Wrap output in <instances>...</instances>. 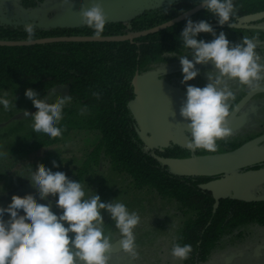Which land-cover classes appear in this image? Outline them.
<instances>
[{
    "label": "trees",
    "instance_id": "1",
    "mask_svg": "<svg viewBox=\"0 0 264 264\" xmlns=\"http://www.w3.org/2000/svg\"><path fill=\"white\" fill-rule=\"evenodd\" d=\"M41 1L20 2L25 9H31ZM198 2L180 0L163 9L146 12L128 24L106 23L103 37H120L153 29L198 7ZM234 3L237 15L233 23L236 26L242 24L243 18L264 12V0H234ZM12 8L18 9L11 6L10 9L0 10V18L13 23L0 22V41H28L24 26L33 21L18 22L7 17L12 14ZM190 19L218 25L213 28L216 34L234 31L227 24L221 27L205 9ZM187 20L134 41L0 47V93L7 91V95L25 97V91L31 88L41 97L55 95L59 98L62 96L57 88L68 87L71 100L64 108V118L59 125L64 129L62 136L49 138L40 133L42 144L53 145L74 132L86 130L98 133L100 138L95 146V157H101L112 171L122 175L129 184L130 192H150L174 203L176 215L181 220L175 243L190 244L193 248L183 264H206L224 238L237 233L242 236L240 231L247 226L264 228V199L219 198L216 206V197L206 184L218 178L181 177L173 174L164 163L224 156L243 143L219 140L218 150L214 153L204 150L193 152L179 144L151 150L141 135L139 123L132 112V105L138 97L137 80L188 54L190 50L182 47L179 37ZM261 22L264 23V20ZM34 31L35 37L31 41L92 37L91 30L86 26L51 30L35 26ZM239 32H255L264 37V30L242 29ZM197 38L206 42L213 39L211 34L206 33ZM94 92L99 93V99L93 96ZM85 106L88 111L82 116L80 110ZM5 201L6 204L1 206L8 205L9 200Z\"/></svg>",
    "mask_w": 264,
    "mask_h": 264
},
{
    "label": "clouds",
    "instance_id": "2",
    "mask_svg": "<svg viewBox=\"0 0 264 264\" xmlns=\"http://www.w3.org/2000/svg\"><path fill=\"white\" fill-rule=\"evenodd\" d=\"M63 2L71 4L70 0ZM196 4L215 17L221 27L225 24L236 27L234 0H199ZM79 14L82 24L91 30L92 38H103L108 17L102 4L93 2L90 7H82ZM34 28L31 23L24 26L28 41L35 37ZM202 33L211 34L213 39L208 42L198 39ZM179 37L182 47L190 50L178 57L181 83L187 85L186 99L180 108V116L188 129L186 147L193 152L214 153L218 150L217 141L232 134L228 119L234 110L230 102L236 99V90L244 86L249 92H255L264 87V57L257 52V38L245 36L233 44L224 32L217 35L206 20L194 22L189 18ZM209 64L213 70L205 73L206 86L189 84L200 75L196 66ZM229 81L236 82L237 89L230 87ZM93 96L99 99L98 92ZM25 97L37 109L31 115L27 111L23 113L31 117L33 131L49 138L61 137L64 129L59 125L71 96L59 97L50 103L48 97L42 98L29 88ZM0 106L5 110L14 106L7 98V91L0 93ZM87 111L85 106L80 115ZM52 166L58 167L55 161ZM28 167L30 178L27 179L37 190L39 200L47 203H37L31 196L13 195L6 207L0 206V264H109L113 240L110 233H105L103 212L110 215L119 231L121 250L135 258L134 229L140 223L136 212H130L118 199L102 202L98 194L90 189L86 192L83 184L70 180L63 172H53L43 166L36 171ZM5 194L0 186V196ZM49 197L57 198L55 204ZM54 207L60 210L59 215L53 211ZM6 214L10 217L8 220L4 219ZM192 252L190 244L174 243L170 254L183 261Z\"/></svg>",
    "mask_w": 264,
    "mask_h": 264
},
{
    "label": "rangeland",
    "instance_id": "3",
    "mask_svg": "<svg viewBox=\"0 0 264 264\" xmlns=\"http://www.w3.org/2000/svg\"><path fill=\"white\" fill-rule=\"evenodd\" d=\"M20 1L0 0V10L10 9L11 6L16 7L18 9L12 8V14L7 17L18 22L32 20L34 26L39 23L54 21L60 17L69 18L75 26H84L79 14L80 10L82 7H90L93 2L102 4L108 17L107 23L128 24L132 19L146 12L163 9L180 0H70L71 4H65L63 0H42L36 8L31 9H25ZM0 22L13 25L6 19L0 18ZM232 29H234V33L232 31H224V33L231 43H239L246 36V33L239 32L242 29ZM261 35L254 32L247 37H255L257 40L261 38L262 41L264 37ZM257 52L264 57V46L258 48ZM196 67L200 75L190 81L189 84L203 88L208 83L205 73L213 69L210 64L197 65ZM157 72H160L172 84L186 89L187 85L181 83L183 77L179 59L165 64ZM140 80L141 78L137 80L138 92L141 89ZM228 83L234 90L237 89V85H234L236 82L229 81ZM244 88L246 89V87L240 86V90H236L235 100L245 94L243 93ZM7 98L14 106H10L7 110L0 106V154H2L0 155V186L6 193L0 196V200H9L7 201L9 204L13 195L31 196L36 199L37 203L46 204L47 201L39 200L37 190L31 186L27 179L30 178L28 166L34 171L43 166L53 172H63L70 180L79 181L83 184L86 192L90 189L98 194L102 202L108 203L118 199L119 202L127 206L130 212H136L140 216V223L134 229L135 258L119 250L111 253L114 254V256H110L114 257L110 258L111 264H183V261L174 259L170 254L181 226V220L176 215L173 202L160 199L150 192H130L126 179L112 171L111 166L101 157H95V146L100 138L98 133L86 130L74 132L61 142L53 145L42 144L40 133L33 131L31 117L23 115L25 111L29 112L35 109L32 102L26 97H21V95H7ZM57 99L59 98L55 95L48 98L50 103H55ZM234 101L230 103L234 105ZM263 108L264 97L251 103L243 111L242 117L234 126L235 129L233 128L235 131H232L228 140L234 144L244 143L250 135H255L259 131L264 132V118H260L258 114ZM134 111H137L136 106H134ZM137 121L141 135L149 149H161L172 144L186 147L188 135L172 125L152 118L137 119ZM241 157L243 154L231 152L224 156L195 159L194 163L209 161L232 165ZM53 161L58 167L53 168ZM164 163L168 169L174 168V165L169 161H164ZM250 174L256 175V179L262 178L264 177V169ZM206 187L212 190L216 198L264 199V180L258 184L253 183V185L243 187L229 185L225 179H218L209 182ZM49 199L55 204L57 198L49 197ZM53 211L57 215L60 214V210L55 207ZM102 217L105 233L112 235L114 246L121 240L119 231L115 228L114 221L107 212H103ZM240 232L242 236L237 233L235 236L224 238L206 264H264V228L247 226Z\"/></svg>",
    "mask_w": 264,
    "mask_h": 264
},
{
    "label": "water",
    "instance_id": "4",
    "mask_svg": "<svg viewBox=\"0 0 264 264\" xmlns=\"http://www.w3.org/2000/svg\"><path fill=\"white\" fill-rule=\"evenodd\" d=\"M113 1H123V0H113ZM204 10V7L199 5L198 7L188 11L187 13L181 15L180 17L165 23L153 29L140 32L133 33L120 37H103L101 39H93L92 37H58V38H50V39H40L35 41H24V42H4L0 41V47H25V46H34V45H43L50 43H80V42H100V43H112V42H126V41H134L136 39L146 37L152 34L159 33L164 31L174 25L181 23L188 18L194 16L195 14ZM264 20V12L257 13L254 15L247 16L242 19V25H238L234 28L237 29H247L249 28V24H255L257 22H261ZM36 27L44 30L51 29H66L71 27H76L72 24V21L67 17H61L54 21H49L45 23H39L35 25ZM212 28H217L218 25H211ZM255 29H262L251 27ZM141 89L138 93V97L133 103V105H138L142 109H144L148 114H150L156 120L172 125L173 127L187 133L188 129L186 123L180 116V108L183 102L186 99V90L181 89L179 87H175L166 81L160 79L159 72H153L141 77L140 80ZM57 91L63 96L67 97L69 95L68 87H59ZM264 94V87L260 90L249 93L235 108L232 112V115L228 119V126L231 127L236 120L237 115L240 111L257 95ZM37 109H33L28 113L34 114ZM136 119H143L137 111H133ZM264 143V135L252 140L242 147H240L236 153L243 154L252 150H255L260 145ZM195 160L192 159H183V160H171L169 163L174 165V168L171 169L173 174L179 175L181 177H203V178H216L226 175H233L236 172L242 171L246 168H249L253 165H257L260 163H264V148H260L254 151V153L244 159L240 160L236 164L226 165L220 164L216 162H201L194 163ZM258 182V178L256 179V175L252 174H244L233 176L226 181L227 184H231L234 186H248L252 185L254 182ZM218 206L219 198H216ZM10 217L6 216L4 219L8 220ZM121 250L120 242L113 246L111 253L117 252Z\"/></svg>",
    "mask_w": 264,
    "mask_h": 264
},
{
    "label": "flooded vegetation",
    "instance_id": "5",
    "mask_svg": "<svg viewBox=\"0 0 264 264\" xmlns=\"http://www.w3.org/2000/svg\"><path fill=\"white\" fill-rule=\"evenodd\" d=\"M242 25V24H241ZM249 28H247V30H253V31H260V30H262V29H255V28H251V27H256V28H262V27H264L263 26V22H257V23H255V24H249V26H248ZM263 31V30H262ZM234 33V32H233ZM252 33V32H251ZM250 33H247V34H245L246 36H248ZM253 34V33H252ZM258 39H260V40H258L259 41V44H258V46H257V49L258 48H262V45L264 46V38H263V40L261 41V38H258ZM157 72V71H156ZM160 73V72H159ZM160 79L161 80H163V81H166L167 83H169V84H171V85H173V86H175V87H179V88H181V89H184V90H186L185 88H183L182 86H178V85H174V84H172L168 79H166L161 73H160ZM236 83H234V85H235ZM139 93V92H138ZM243 93H245L244 95H242V97L241 98H239V99H237V100H235L234 101V110H235V108L238 106V104L249 94V93H251V92H249L248 91V89L246 88H244V92ZM261 97H264V94H260V95H257V96H255L254 98H252V100H250V102L240 111V113L237 115V118H236V120H234V123L232 124V126L230 127V129H231V131H233L235 128H234V126L237 124V122H238V120L242 117V113H243V111L247 108V107H249L250 106V104L251 103H253V102H255V101H257V99L258 98H261ZM135 103V102H134ZM134 106H136V108H137V111H138V113L140 114V116L145 120V119H150V118H152V119H154V120H156L155 118H153L150 114H148L144 109H142L141 107H139L138 105H132V112L134 111ZM233 110V111H234ZM261 111H259L258 112V114L260 115L259 117L260 118H264V108L263 109H260ZM261 113V114H260ZM156 121H158V120H156ZM160 122V121H159ZM234 128V129H233ZM247 129V128H246ZM250 129V128H249ZM248 129V130H249ZM141 131V130H140ZM235 131V130H234ZM187 135H188V133H186ZM264 135V132L263 131H259L258 133H256L255 135H250V137L249 138H247L245 141H244V143L240 146V147H242L244 144H246V143H248V142H250V141H252V140H255V139H257V138H259V137H261V136H263ZM229 139V137H227V138H224V140H228ZM222 140V139H221ZM239 147V148H240ZM239 148H237L236 150H234V152L233 153H236V151L239 149ZM260 148H264V143L262 144V145H260L258 148H256L255 150H257V149H260ZM255 150H252V151H249V152H246V153H243V157H241V158H239L234 164H236L237 162H239L240 160H244V159H246V158H248V157H250L253 153H254V151ZM237 154H239V153H237ZM233 165V164H232ZM264 169V163H260V164H257V165H253V166H251V167H249V168H246V169H244V170H242V171H239V172H236V173H234L233 175H226V176H221V177H216V178H218V179H220V180H222V179H225L226 181L228 180V179H230L231 177H233V176H237V175H244V174H250V173H253V172H256V171H260V170H263ZM262 180H264V177H262V178H259L258 179V182L256 181V182H254L255 184H258L260 181H262ZM262 183V182H261ZM253 185V184H252ZM1 201V203L2 204H6V203H4L3 201H5V199H3V200H0ZM6 216H8L7 214L5 215V217ZM4 217V218H5Z\"/></svg>",
    "mask_w": 264,
    "mask_h": 264
},
{
    "label": "crops",
    "instance_id": "6",
    "mask_svg": "<svg viewBox=\"0 0 264 264\" xmlns=\"http://www.w3.org/2000/svg\"><path fill=\"white\" fill-rule=\"evenodd\" d=\"M61 18V17H60ZM59 19V18H58ZM54 20H56V19H54ZM77 26H79V25H77Z\"/></svg>",
    "mask_w": 264,
    "mask_h": 264
}]
</instances>
